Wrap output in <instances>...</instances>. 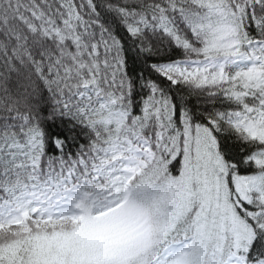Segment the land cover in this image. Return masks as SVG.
I'll list each match as a JSON object with an SVG mask.
<instances>
[{"label":"snow or ice","instance_id":"6c2138e0","mask_svg":"<svg viewBox=\"0 0 264 264\" xmlns=\"http://www.w3.org/2000/svg\"><path fill=\"white\" fill-rule=\"evenodd\" d=\"M0 264H264V0H0Z\"/></svg>","mask_w":264,"mask_h":264}]
</instances>
